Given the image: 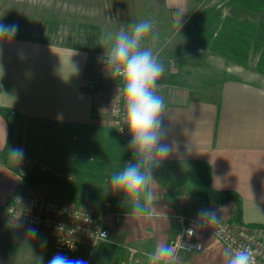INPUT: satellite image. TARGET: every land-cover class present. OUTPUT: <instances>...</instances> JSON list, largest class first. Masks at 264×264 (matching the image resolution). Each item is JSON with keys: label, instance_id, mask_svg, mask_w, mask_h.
I'll use <instances>...</instances> for the list:
<instances>
[{"label": "crops", "instance_id": "obj_1", "mask_svg": "<svg viewBox=\"0 0 264 264\" xmlns=\"http://www.w3.org/2000/svg\"><path fill=\"white\" fill-rule=\"evenodd\" d=\"M153 1L148 5L159 14L170 9L183 17L191 0ZM88 14L86 6L72 0L0 3V23L19 24L14 37L0 42V208L16 189L33 187L23 169L90 185L104 195L124 194L113 191L107 180L134 158L131 137L105 121H93L91 97L83 89L88 59L104 53V24ZM163 26L160 19L159 34ZM229 62L210 51L199 61L187 55L171 66L163 63L162 119L174 151L158 169L168 181L154 177L153 203L145 204L149 211L143 214L112 202L111 209L123 214L119 222L107 216L109 238L95 246L88 264H154L147 256L126 262L125 247L155 254L176 230L175 213L192 214L208 204H217L225 218L264 226V74ZM1 108L8 109V117ZM9 117L20 124L24 150L22 161L12 167L2 158ZM209 191L233 194L215 200ZM123 202L144 203L142 198ZM195 236L202 248L182 252L181 259L226 264L224 246L209 231L197 226ZM52 239L48 231L14 224L0 214V264H45ZM85 254L83 247L76 258ZM155 264L177 262L161 258Z\"/></svg>", "mask_w": 264, "mask_h": 264}, {"label": "built area", "instance_id": "obj_2", "mask_svg": "<svg viewBox=\"0 0 264 264\" xmlns=\"http://www.w3.org/2000/svg\"><path fill=\"white\" fill-rule=\"evenodd\" d=\"M103 55L104 53H95L88 59L83 81V89L89 92L91 97V118L95 122L109 123L118 134H127L129 132L124 119V100L119 92L120 81L113 80L107 73L102 62ZM159 83L162 84V77ZM127 199L134 202L137 197L131 194L116 202ZM111 205L112 201L105 199L100 207L94 208L59 197L43 187H20L0 208V214L14 224L50 232L53 236V255L58 252L75 254L85 247L86 256L81 259L88 261L95 246L102 241L97 239L95 242V234L102 231L107 233V239L109 238V229L106 226L107 216L112 215L115 222L121 219L123 213L111 209ZM200 209L215 211L219 223L209 224L200 220L198 217ZM200 209L192 214L175 213L176 230L167 241V246L175 249V256L171 260L162 258L163 260L177 262V264H191L188 260L181 259L180 254L202 248L201 241L195 236V229L200 226L209 231L225 249L250 247L255 253V264H264L263 225L248 224L237 218H225L215 203ZM189 229L192 235H189ZM144 256L151 258L153 254L133 246L125 247V261L128 263L138 261Z\"/></svg>", "mask_w": 264, "mask_h": 264}, {"label": "clouds", "instance_id": "obj_3", "mask_svg": "<svg viewBox=\"0 0 264 264\" xmlns=\"http://www.w3.org/2000/svg\"><path fill=\"white\" fill-rule=\"evenodd\" d=\"M175 23L181 26V16H176ZM18 31L19 24L16 22L0 23V42L14 37ZM150 35L155 39L154 22L151 19H142L132 21L101 37V47L104 49L102 62L110 77L120 81L119 92L124 100V119L131 137L128 147L134 157L112 172L107 184L115 192L134 194L138 201L143 199V204L137 202L132 207L135 214L149 211L144 205L153 203L152 186L156 185L154 169L160 167L174 151L173 144L168 142L169 131L162 119L165 114L164 98L159 94V90L164 87L159 81L165 66L153 48L145 47L143 43ZM6 149L12 160L16 163L22 161V148H8L6 145ZM198 217L209 224L219 223L216 212L210 209H200ZM188 233L193 234L190 229ZM97 239L106 241L107 233H96L95 242ZM223 254L226 264H255V253L250 247L228 248ZM174 256L173 247L161 245L151 259L155 264L161 258L171 260ZM48 264H88V261L70 258L58 252L49 259Z\"/></svg>", "mask_w": 264, "mask_h": 264}, {"label": "trees", "instance_id": "obj_4", "mask_svg": "<svg viewBox=\"0 0 264 264\" xmlns=\"http://www.w3.org/2000/svg\"><path fill=\"white\" fill-rule=\"evenodd\" d=\"M200 1L196 0V2ZM185 33L194 43L224 56L230 62L251 67L254 71L264 74V0H218L217 3L210 5L203 3L190 15L185 25ZM250 53L255 54L252 65ZM1 110L6 112L7 117L9 116L8 109L1 108ZM8 121L10 131L6 145L8 148H21V136L18 131L20 124L12 122L10 117ZM6 145L2 151V158L12 167L16 162L8 156ZM17 172L22 175L21 168ZM36 173L52 180L56 189L68 191L74 201L79 200L74 195L75 191L83 192L86 196H102L114 203L125 197L124 194L104 195L90 185L66 182L40 170ZM153 175L161 181H168V176L161 169H154ZM231 194L233 193L228 192L218 196L209 191V195L215 200L226 199ZM134 205L120 202L117 208L132 211Z\"/></svg>", "mask_w": 264, "mask_h": 264}, {"label": "rangeland", "instance_id": "obj_5", "mask_svg": "<svg viewBox=\"0 0 264 264\" xmlns=\"http://www.w3.org/2000/svg\"><path fill=\"white\" fill-rule=\"evenodd\" d=\"M4 0H0V3ZM45 1V0H43ZM74 2H79L82 6H86L88 9L89 18L101 19L103 22L104 32H110L118 30L121 26L127 25L132 21H139L142 19H151L154 22V31L156 33L155 39L150 35L145 38L144 46L153 48L154 52L158 54L159 59L162 63L168 64L171 66L174 61L181 56H190L193 60L199 61L203 59V55L209 54L210 50L204 48L192 40H190L185 33V25L192 14L199 5L206 3L208 5L217 3L218 0H201L196 2V0H191L189 3V8L187 13L181 17L182 24L179 27L175 23V18L177 13L174 10L162 11L159 14L157 10H154L153 7H149L148 3L151 5L154 4L153 0H72ZM96 17V18H95ZM161 19L162 27L161 34L158 30V22ZM165 30V31H163ZM165 37V38H164ZM192 55H191V54ZM251 61L250 64H253L255 59L254 53H250ZM234 65L233 62H229ZM24 165V164H23ZM20 166V165H19ZM24 179L26 183H30L32 186H38L46 188L50 193L63 198H67L73 201L70 193L68 191H61L56 189L53 186L52 180H49L48 177L37 175L30 171L29 169L24 170ZM76 197H78V204L87 205L94 208H98L100 204V199H91L86 196L85 193L74 192ZM224 216V214H222ZM43 231V230H42ZM66 254V253H65ZM53 255V250L50 258ZM71 255L70 258H76L75 254H66ZM84 255H82L83 257ZM86 256V254H85ZM84 256V257H85ZM142 264H145V261H141Z\"/></svg>", "mask_w": 264, "mask_h": 264}]
</instances>
